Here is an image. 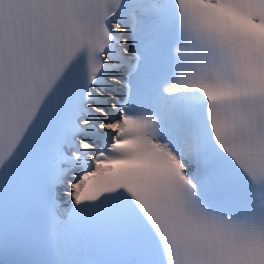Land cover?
<instances>
[{
	"label": "snow or ice",
	"instance_id": "snow-or-ice-1",
	"mask_svg": "<svg viewBox=\"0 0 264 264\" xmlns=\"http://www.w3.org/2000/svg\"><path fill=\"white\" fill-rule=\"evenodd\" d=\"M0 264H264V0H0Z\"/></svg>",
	"mask_w": 264,
	"mask_h": 264
}]
</instances>
